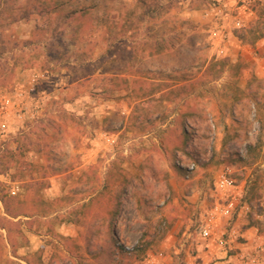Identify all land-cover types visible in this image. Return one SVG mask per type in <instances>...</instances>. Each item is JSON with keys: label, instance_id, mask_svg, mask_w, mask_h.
<instances>
[{"label": "rangeland", "instance_id": "rangeland-1", "mask_svg": "<svg viewBox=\"0 0 264 264\" xmlns=\"http://www.w3.org/2000/svg\"><path fill=\"white\" fill-rule=\"evenodd\" d=\"M5 98L0 264H264V0H1Z\"/></svg>", "mask_w": 264, "mask_h": 264}, {"label": "built area", "instance_id": "built-area-1", "mask_svg": "<svg viewBox=\"0 0 264 264\" xmlns=\"http://www.w3.org/2000/svg\"><path fill=\"white\" fill-rule=\"evenodd\" d=\"M9 98H5L3 101L0 102V113H7V108L9 105ZM24 103L20 102L19 105H22ZM23 107V105L21 106ZM6 110V111H5ZM7 122L4 118L0 117V135L5 133L7 129ZM234 187L233 181L229 179L228 177L221 174L219 178L216 181V188L218 191H228ZM12 194L16 193L15 189L11 190ZM221 202L216 201V203L213 205L212 208L208 209L205 212L204 218L202 223L198 227V234L201 237H208L210 236V233L212 231V228L214 227L216 220H218L220 217H226L230 218L236 210V203L235 198L226 196V197H220Z\"/></svg>", "mask_w": 264, "mask_h": 264}, {"label": "trees", "instance_id": "trees-1", "mask_svg": "<svg viewBox=\"0 0 264 264\" xmlns=\"http://www.w3.org/2000/svg\"><path fill=\"white\" fill-rule=\"evenodd\" d=\"M78 11L81 13V15L84 18H86L91 10L90 7H82L78 9ZM119 175L120 174L114 176L109 175L108 179L110 181H114L119 178ZM0 201L3 205L5 212L12 217L16 216L18 214V211H20V209L23 207V202L19 201L16 197L9 195L8 192L5 191V189L1 186V184H0ZM116 207L117 204H115V208L113 209L116 210ZM112 211L113 210L110 208V214L112 213ZM116 249L118 250L119 255L126 257L127 261L125 262V264H129L133 260L143 257L145 253V245L143 244L142 240L138 241V243L132 248H126L125 246L118 244L116 245ZM16 264H21V263L18 262Z\"/></svg>", "mask_w": 264, "mask_h": 264}]
</instances>
